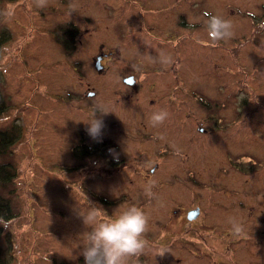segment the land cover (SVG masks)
Returning <instances> with one entry per match:
<instances>
[{"label":"rangeland","instance_id":"obj_1","mask_svg":"<svg viewBox=\"0 0 264 264\" xmlns=\"http://www.w3.org/2000/svg\"><path fill=\"white\" fill-rule=\"evenodd\" d=\"M204 12L230 20L234 36L210 41ZM0 13L11 36L0 131L22 132L0 156L17 172L12 195L1 192L14 214L0 223L5 264L84 261L80 213L96 207L103 220L129 205L149 225L127 264H264V0H1ZM68 24L77 36L64 51L53 31ZM100 46L115 51L106 71L94 67ZM160 53L171 62L154 63ZM159 110L168 117L152 127ZM94 114L111 171L71 155L98 142L86 132Z\"/></svg>","mask_w":264,"mask_h":264},{"label":"clouds","instance_id":"obj_2","mask_svg":"<svg viewBox=\"0 0 264 264\" xmlns=\"http://www.w3.org/2000/svg\"><path fill=\"white\" fill-rule=\"evenodd\" d=\"M36 6L43 8L47 6V0H36ZM70 7H75L71 5ZM201 22L207 31L210 41L216 42L229 40L234 36L233 24L230 20L223 19L219 15L204 12ZM154 63L162 65L170 63L171 57L160 53L154 58ZM100 113H107L99 109ZM168 113L164 110L153 112L150 116L152 127L162 125L167 119ZM86 132L93 140L99 142L102 137L104 122L94 114L86 122ZM151 182L145 189L146 194H150ZM83 223L91 226V230L86 232V241L82 249L84 264H127L128 258L138 257L146 247L147 241L144 235L148 230L149 217L144 211L135 206L129 205L118 210V214L108 216L101 220V211L96 207H90L83 214L80 213ZM232 230L240 232L241 226L235 219L230 218ZM0 223L6 227V222L0 218Z\"/></svg>","mask_w":264,"mask_h":264},{"label":"trees","instance_id":"obj_3","mask_svg":"<svg viewBox=\"0 0 264 264\" xmlns=\"http://www.w3.org/2000/svg\"><path fill=\"white\" fill-rule=\"evenodd\" d=\"M0 20L2 21L1 13H0ZM76 36H77V28L72 24H70V26L69 24L64 26L59 25L57 28H55V31H53L54 41L58 45H60V47L64 51H71L74 49ZM10 37H11L10 34L4 27L0 28V53L3 44L8 42L10 40ZM7 109H8V103L5 100L2 93L0 92V117L6 112ZM21 137H22L21 129L16 125H13L9 129L1 130L0 156L5 154H10L12 146L15 145L21 139ZM109 147L111 146L108 144V142H104V141L94 142L91 145L86 144L83 141L80 144H76L75 146L72 147L71 155L73 159H76L77 161H84L85 159L88 158L100 159L106 161V158L108 157ZM16 177H17V172L12 164L0 162V218H3L4 221H9L14 217L8 196L12 195L13 182L16 179ZM2 190H7V194H8L7 197L2 195L1 193ZM7 252L8 251L4 252V250L0 249V264H5L4 257L9 256ZM52 264H84V261H82L81 259L78 260V262L54 260Z\"/></svg>","mask_w":264,"mask_h":264},{"label":"flooded vegetation","instance_id":"obj_4","mask_svg":"<svg viewBox=\"0 0 264 264\" xmlns=\"http://www.w3.org/2000/svg\"><path fill=\"white\" fill-rule=\"evenodd\" d=\"M114 50H106V51H104V50H102V46H100L99 47V49H98V51H97V53H96V58H95V61H96V59H97V57H101V60H100V64H101V66H102V68L100 69L101 71H106V69H107V65H106V62H108L111 58H113L112 56L114 55ZM94 67H95V64H94ZM131 77H133V79L135 80V78H134V76H132V75H130ZM130 76H128V77H130ZM125 79V78H124ZM124 82V81H123ZM135 83H136V81H135ZM118 162V161H117ZM110 164H113V165H110ZM104 165L105 166H109V167H113V168H108L107 170L108 171H111V170H114L116 167H114L115 165H116V162L115 161H112V160H110V158H106V161H105V163H104ZM196 208H198L199 209V207H196ZM189 211H191V210H188L187 212H186V222H193V221H195L196 220V218L195 219H193V220H191V221H189L188 219H187V213L189 212ZM174 212H176V211H174ZM199 212H200V209H199Z\"/></svg>","mask_w":264,"mask_h":264},{"label":"water","instance_id":"obj_5","mask_svg":"<svg viewBox=\"0 0 264 264\" xmlns=\"http://www.w3.org/2000/svg\"><path fill=\"white\" fill-rule=\"evenodd\" d=\"M100 60H101V57H97V59L95 61V68L98 71L102 68V66L100 64ZM123 81L125 84L131 85V86L135 85V80L131 76L125 78ZM198 214H199V209L195 208V209H193L187 213V219L189 221H191V220L195 219L198 216Z\"/></svg>","mask_w":264,"mask_h":264}]
</instances>
